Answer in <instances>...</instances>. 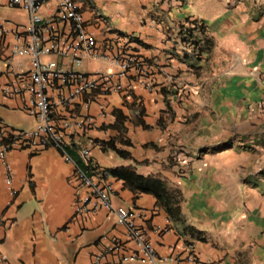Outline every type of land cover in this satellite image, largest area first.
<instances>
[{"label":"crops","instance_id":"0c3cea01","mask_svg":"<svg viewBox=\"0 0 264 264\" xmlns=\"http://www.w3.org/2000/svg\"><path fill=\"white\" fill-rule=\"evenodd\" d=\"M76 1L101 54L128 52L144 63L121 81L123 92L88 109L83 100L73 113L96 120L81 135L71 131L113 186L114 209L140 215L136 224L160 264H194L190 253L196 264H264V0ZM18 12L24 22L7 20L26 25V12ZM189 19L207 25L196 49L179 34ZM14 43L11 35L0 40V141L35 126L21 99L2 93L30 70L28 55L10 58ZM95 64L81 70L114 71L106 61ZM111 141L129 156L105 146ZM178 145L185 148L181 174L168 163ZM4 163L0 264H95L115 241L134 252L115 211L85 205L87 190L57 149L15 147ZM134 175L159 180L165 191L160 198L134 192L126 182ZM121 255L107 253L100 264H148L143 256L121 262Z\"/></svg>","mask_w":264,"mask_h":264},{"label":"built area","instance_id":"2783aa9c","mask_svg":"<svg viewBox=\"0 0 264 264\" xmlns=\"http://www.w3.org/2000/svg\"><path fill=\"white\" fill-rule=\"evenodd\" d=\"M0 8L26 12L28 23L15 24L0 20V40L11 35L15 41L10 49V58L16 60L28 55L30 70L17 74L14 80L2 89L7 98H20L22 110L34 119V128L28 131H11L0 141V160L15 147L33 150L54 147L74 166V179L87 190L84 203L92 205V211L106 209L115 211L118 221L126 228L128 240L134 252L125 253V244L115 241L107 253L122 252L119 261H136L143 256L148 264H160L161 259L148 242L145 232L136 224L139 214L122 209L115 210L112 197L113 186L98 176L91 152L83 146L81 136H75L72 127L81 134L95 126L93 116L85 113L76 120L73 113L81 101L88 109L97 98L107 99L124 91L121 81L132 71H140L144 63L137 55L116 52L110 57L100 53L99 43L76 0H0ZM186 46L195 48L194 39L207 33V25L199 19H189L179 28ZM196 49V48H195ZM106 61L114 71L102 69L95 73L81 70L85 63ZM74 146L81 164L67 154ZM184 164V163H183ZM7 183H11V170L4 163ZM107 253L95 258L100 264ZM188 260L197 263L190 253Z\"/></svg>","mask_w":264,"mask_h":264},{"label":"trees","instance_id":"16d2710c","mask_svg":"<svg viewBox=\"0 0 264 264\" xmlns=\"http://www.w3.org/2000/svg\"><path fill=\"white\" fill-rule=\"evenodd\" d=\"M109 149L116 151L122 157H128L129 155L116 148L115 142L111 141L105 144ZM76 148L74 146L67 148V154L74 160L77 159ZM82 165L79 161L77 162ZM127 184L134 192L152 193L160 198L161 192L165 191L164 185L157 179L154 178H142L139 176H133L130 180L126 179Z\"/></svg>","mask_w":264,"mask_h":264},{"label":"rangeland","instance_id":"374dc122","mask_svg":"<svg viewBox=\"0 0 264 264\" xmlns=\"http://www.w3.org/2000/svg\"><path fill=\"white\" fill-rule=\"evenodd\" d=\"M19 10H11V9H0V17L3 19H9L15 22H24L26 15L24 13L18 12ZM87 65V63H86ZM97 65L95 63H91L89 66V70H97ZM87 69V68H86ZM14 117L21 119V115L13 114ZM184 147L178 145L173 147L172 151L170 152L169 155V160L168 163L170 164L172 169H175V173L181 174L183 172L184 167L186 166L183 164L184 160L182 159V156L185 155L184 153Z\"/></svg>","mask_w":264,"mask_h":264}]
</instances>
